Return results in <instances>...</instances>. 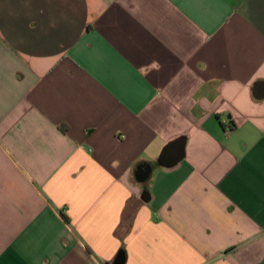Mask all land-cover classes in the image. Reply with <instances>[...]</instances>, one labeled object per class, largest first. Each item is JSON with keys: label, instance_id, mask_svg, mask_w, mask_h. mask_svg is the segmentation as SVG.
Here are the masks:
<instances>
[{"label": "crops", "instance_id": "crops-1", "mask_svg": "<svg viewBox=\"0 0 264 264\" xmlns=\"http://www.w3.org/2000/svg\"><path fill=\"white\" fill-rule=\"evenodd\" d=\"M118 262L264 264V0H0V264Z\"/></svg>", "mask_w": 264, "mask_h": 264}, {"label": "trees", "instance_id": "trees-1", "mask_svg": "<svg viewBox=\"0 0 264 264\" xmlns=\"http://www.w3.org/2000/svg\"><path fill=\"white\" fill-rule=\"evenodd\" d=\"M64 218H65V220H67V221H68V218H67L66 216H64Z\"/></svg>", "mask_w": 264, "mask_h": 264}, {"label": "water", "instance_id": "water-1", "mask_svg": "<svg viewBox=\"0 0 264 264\" xmlns=\"http://www.w3.org/2000/svg\"><path fill=\"white\" fill-rule=\"evenodd\" d=\"M117 264H121V262H118Z\"/></svg>", "mask_w": 264, "mask_h": 264}]
</instances>
